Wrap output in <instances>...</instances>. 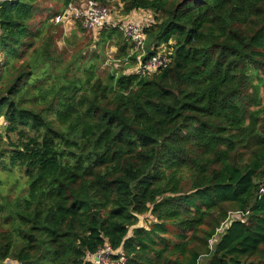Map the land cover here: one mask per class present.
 Wrapping results in <instances>:
<instances>
[{"label":"trees","instance_id":"16d2710c","mask_svg":"<svg viewBox=\"0 0 264 264\" xmlns=\"http://www.w3.org/2000/svg\"><path fill=\"white\" fill-rule=\"evenodd\" d=\"M69 1L0 0V264H264V0H96L151 13L144 74Z\"/></svg>","mask_w":264,"mask_h":264},{"label":"built area","instance_id":"2783aa9c","mask_svg":"<svg viewBox=\"0 0 264 264\" xmlns=\"http://www.w3.org/2000/svg\"><path fill=\"white\" fill-rule=\"evenodd\" d=\"M79 21L82 28L92 32L95 36L104 28H117L132 44L131 53L137 52L136 65L133 71L144 74L157 71L165 67L169 62L170 49L162 46L160 50L145 61L143 60V47L146 42L144 27L148 23L138 22L134 19L115 20L109 7L98 3L96 0H70L66 3L60 13L53 18L54 23H61L64 31H69L74 22ZM124 61L127 58L123 59ZM226 223V222H225ZM224 222L215 229V237L224 230ZM219 232V233H218ZM115 256H119L117 259ZM93 264H122L125 256L121 249L113 250L108 244L98 248L94 253L88 255ZM5 264H18L14 260L6 259ZM199 264V263H197Z\"/></svg>","mask_w":264,"mask_h":264},{"label":"rangeland","instance_id":"374dc122","mask_svg":"<svg viewBox=\"0 0 264 264\" xmlns=\"http://www.w3.org/2000/svg\"><path fill=\"white\" fill-rule=\"evenodd\" d=\"M107 7H109V9L111 10L112 12V16L115 20H119L120 19V16H121V11L119 10L120 7L115 5V4H112V5H105ZM140 10V9H139ZM92 33V32H91ZM90 33V34H91ZM68 31H66V35L65 36H68ZM64 36V35H63ZM64 36V37H65ZM92 36V34L90 35ZM59 45L60 46H63V41L60 39V42H59ZM151 44L150 42L146 39V42L144 44V47H143V50L144 52H149L151 51ZM115 49L114 47L110 46L109 44H106L105 47H104V56H103V53H102V58L100 59V62H98V70L97 72H99V74H105V72L113 69L112 67H119L120 64H117L116 61H114L111 56L109 55H112L111 52H114ZM135 70V69H134ZM151 222V218L150 216H148L147 214H142V215H139V222L137 223L138 226H142V225H146L147 226V223ZM135 226V225H134ZM223 231V229H221L219 232ZM218 232V233H219ZM126 258V257H125ZM6 261V260H5ZM5 261L2 262V264H5ZM125 262V260H124ZM123 262V263H124ZM122 263V264H123ZM112 264V263H111Z\"/></svg>","mask_w":264,"mask_h":264},{"label":"crops","instance_id":"0c3cea01","mask_svg":"<svg viewBox=\"0 0 264 264\" xmlns=\"http://www.w3.org/2000/svg\"><path fill=\"white\" fill-rule=\"evenodd\" d=\"M120 18L122 20L134 19L138 22L148 23L151 18V13L148 11H144V10H135V11L130 12L127 15L121 14Z\"/></svg>","mask_w":264,"mask_h":264}]
</instances>
